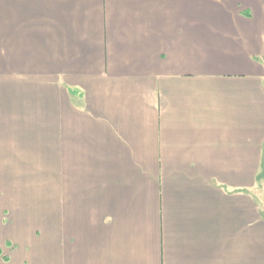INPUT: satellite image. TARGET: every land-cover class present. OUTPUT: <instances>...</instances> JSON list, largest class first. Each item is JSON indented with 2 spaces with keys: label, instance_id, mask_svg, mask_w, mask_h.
I'll return each mask as SVG.
<instances>
[{
  "label": "crops",
  "instance_id": "0c3cea01",
  "mask_svg": "<svg viewBox=\"0 0 264 264\" xmlns=\"http://www.w3.org/2000/svg\"><path fill=\"white\" fill-rule=\"evenodd\" d=\"M0 252L264 264V0H0Z\"/></svg>",
  "mask_w": 264,
  "mask_h": 264
},
{
  "label": "trees",
  "instance_id": "16d2710c",
  "mask_svg": "<svg viewBox=\"0 0 264 264\" xmlns=\"http://www.w3.org/2000/svg\"><path fill=\"white\" fill-rule=\"evenodd\" d=\"M0 253H1V252H0ZM3 258H4V260H5L6 262L9 261V257H8V256H3Z\"/></svg>",
  "mask_w": 264,
  "mask_h": 264
},
{
  "label": "rangeland",
  "instance_id": "374dc122",
  "mask_svg": "<svg viewBox=\"0 0 264 264\" xmlns=\"http://www.w3.org/2000/svg\"><path fill=\"white\" fill-rule=\"evenodd\" d=\"M9 262V261H8Z\"/></svg>",
  "mask_w": 264,
  "mask_h": 264
}]
</instances>
